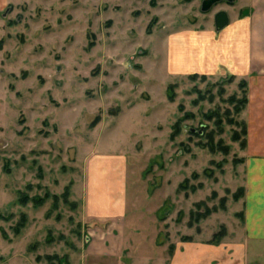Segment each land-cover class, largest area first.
<instances>
[{
	"label": "rangeland",
	"instance_id": "rangeland-1",
	"mask_svg": "<svg viewBox=\"0 0 264 264\" xmlns=\"http://www.w3.org/2000/svg\"><path fill=\"white\" fill-rule=\"evenodd\" d=\"M262 88L264 0H0V264H264Z\"/></svg>",
	"mask_w": 264,
	"mask_h": 264
},
{
	"label": "crops",
	"instance_id": "crops-1",
	"mask_svg": "<svg viewBox=\"0 0 264 264\" xmlns=\"http://www.w3.org/2000/svg\"><path fill=\"white\" fill-rule=\"evenodd\" d=\"M253 6L254 5L252 4V7ZM235 53L236 52H234L233 55ZM245 59H247L246 63L249 62V64H252L253 57H252V54H250L249 48H248L247 55L243 57L242 61L244 62ZM249 91H251L250 88H249ZM258 92L260 95L259 98L264 99V88L258 90ZM261 101L264 105V100H261ZM248 103L251 106V103H252L251 97L249 98ZM263 105L259 104V106H255L254 104L253 109L255 111L259 109L258 113L264 114V110L261 113ZM247 138H248V141H247L246 152H245L246 153L245 155L246 181H245V208H244L245 230H246L248 240L259 242V241H264V137L258 138V140L256 139V141L254 140V138L252 139L249 137ZM116 211L117 212L111 215L115 223L118 222L119 217L123 213L121 209H118ZM105 218H108L107 214ZM121 253L122 252L119 251L116 254L115 253L109 254L107 251V253H102V254H106L104 255V257L107 259L117 260L118 258H120ZM238 254L239 253L237 252L236 254H233V255L237 256ZM239 259L240 261L238 264H241V256H239ZM169 262L170 264H176V256H174L173 259L170 258ZM184 264H187L186 260ZM221 264H225V263H221ZM232 264H237V261H235V258ZM243 264H244V261H243Z\"/></svg>",
	"mask_w": 264,
	"mask_h": 264
},
{
	"label": "water",
	"instance_id": "water-1",
	"mask_svg": "<svg viewBox=\"0 0 264 264\" xmlns=\"http://www.w3.org/2000/svg\"><path fill=\"white\" fill-rule=\"evenodd\" d=\"M208 2L205 1V4ZM228 23V17L226 12L224 11H219L215 14L214 16V25L217 29H222L224 26H226Z\"/></svg>",
	"mask_w": 264,
	"mask_h": 264
}]
</instances>
